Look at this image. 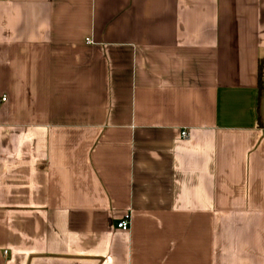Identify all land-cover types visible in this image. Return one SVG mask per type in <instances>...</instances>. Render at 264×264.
Segmentation results:
<instances>
[{"label":"crops","instance_id":"0c3cea01","mask_svg":"<svg viewBox=\"0 0 264 264\" xmlns=\"http://www.w3.org/2000/svg\"><path fill=\"white\" fill-rule=\"evenodd\" d=\"M0 264H264V0H0Z\"/></svg>","mask_w":264,"mask_h":264},{"label":"built area","instance_id":"2783aa9c","mask_svg":"<svg viewBox=\"0 0 264 264\" xmlns=\"http://www.w3.org/2000/svg\"><path fill=\"white\" fill-rule=\"evenodd\" d=\"M5 97H3L2 99H4ZM181 135H182V137H187L188 136V134H187V132L185 131V130H183V131H181ZM129 224H130V222H129V218H128V216L126 215L123 219H121L118 223H117V227L118 228H120V229H122V230H128V228H129Z\"/></svg>","mask_w":264,"mask_h":264},{"label":"trees","instance_id":"16d2710c","mask_svg":"<svg viewBox=\"0 0 264 264\" xmlns=\"http://www.w3.org/2000/svg\"><path fill=\"white\" fill-rule=\"evenodd\" d=\"M258 78H259V86L262 87V62L259 65Z\"/></svg>","mask_w":264,"mask_h":264}]
</instances>
